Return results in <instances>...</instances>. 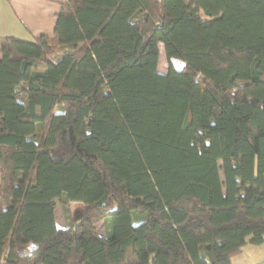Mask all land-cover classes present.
Listing matches in <instances>:
<instances>
[{
	"label": "trees",
	"instance_id": "trees-1",
	"mask_svg": "<svg viewBox=\"0 0 264 264\" xmlns=\"http://www.w3.org/2000/svg\"><path fill=\"white\" fill-rule=\"evenodd\" d=\"M263 237L264 0H66L0 37V264H232Z\"/></svg>",
	"mask_w": 264,
	"mask_h": 264
},
{
	"label": "crops",
	"instance_id": "crops-1",
	"mask_svg": "<svg viewBox=\"0 0 264 264\" xmlns=\"http://www.w3.org/2000/svg\"><path fill=\"white\" fill-rule=\"evenodd\" d=\"M64 1L66 0H0V37L14 36L32 41L40 34L51 35L60 3ZM54 217L57 226H65L64 219L57 217L55 211ZM232 264H264V237L259 244L243 246L233 256Z\"/></svg>",
	"mask_w": 264,
	"mask_h": 264
},
{
	"label": "rangeland",
	"instance_id": "rangeland-1",
	"mask_svg": "<svg viewBox=\"0 0 264 264\" xmlns=\"http://www.w3.org/2000/svg\"><path fill=\"white\" fill-rule=\"evenodd\" d=\"M159 61H158V71L162 72L163 74H165L168 70V63L166 60V57L164 55V51H163V46L162 44L159 45ZM222 177V173L220 174ZM69 207V212L70 214L73 213L76 210H80L82 209L84 206L82 203H70L68 204ZM55 214H57V217H60L61 219H64V207L63 205L59 202L56 201V207H55ZM65 221V219H64ZM66 223V221H65ZM95 230L96 233L99 235H103L104 234V224L102 221H99L98 223L95 224Z\"/></svg>",
	"mask_w": 264,
	"mask_h": 264
},
{
	"label": "water",
	"instance_id": "water-1",
	"mask_svg": "<svg viewBox=\"0 0 264 264\" xmlns=\"http://www.w3.org/2000/svg\"><path fill=\"white\" fill-rule=\"evenodd\" d=\"M169 62L174 67V69L178 72L182 71L184 68V63L179 61L178 59L171 58Z\"/></svg>",
	"mask_w": 264,
	"mask_h": 264
}]
</instances>
